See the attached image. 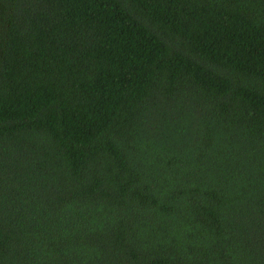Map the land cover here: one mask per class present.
Returning a JSON list of instances; mask_svg holds the SVG:
<instances>
[{"label":"trees","instance_id":"trees-1","mask_svg":"<svg viewBox=\"0 0 264 264\" xmlns=\"http://www.w3.org/2000/svg\"><path fill=\"white\" fill-rule=\"evenodd\" d=\"M0 264H264V0H0Z\"/></svg>","mask_w":264,"mask_h":264}]
</instances>
